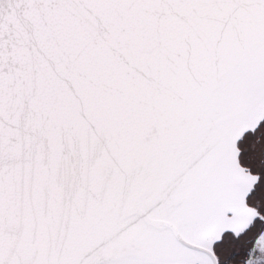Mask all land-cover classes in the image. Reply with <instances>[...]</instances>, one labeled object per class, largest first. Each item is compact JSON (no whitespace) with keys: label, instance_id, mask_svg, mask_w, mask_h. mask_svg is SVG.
<instances>
[{"label":"snow or ice","instance_id":"6c2138e0","mask_svg":"<svg viewBox=\"0 0 264 264\" xmlns=\"http://www.w3.org/2000/svg\"><path fill=\"white\" fill-rule=\"evenodd\" d=\"M0 264H264V0H0Z\"/></svg>","mask_w":264,"mask_h":264}]
</instances>
